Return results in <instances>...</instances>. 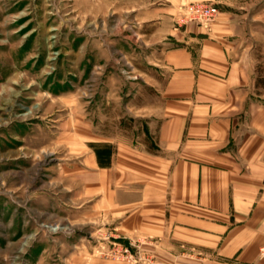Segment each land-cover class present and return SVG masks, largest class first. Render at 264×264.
I'll return each mask as SVG.
<instances>
[{"label": "crops", "instance_id": "obj_1", "mask_svg": "<svg viewBox=\"0 0 264 264\" xmlns=\"http://www.w3.org/2000/svg\"><path fill=\"white\" fill-rule=\"evenodd\" d=\"M190 2L218 6L208 28L184 20ZM127 12L128 101L117 109L124 91L106 82L65 125L67 221L98 243L65 264H129L101 255L106 231L156 264H264V0H129Z\"/></svg>", "mask_w": 264, "mask_h": 264}, {"label": "rangeland", "instance_id": "obj_2", "mask_svg": "<svg viewBox=\"0 0 264 264\" xmlns=\"http://www.w3.org/2000/svg\"><path fill=\"white\" fill-rule=\"evenodd\" d=\"M128 1L121 9L114 0H0V264H65L78 245L97 248L95 229L67 221L65 125L72 108H96L106 82L124 91L117 109L128 101L139 73L116 35L119 17L129 34ZM103 236L105 259L133 264L114 256V243L128 239ZM147 260L140 264H156Z\"/></svg>", "mask_w": 264, "mask_h": 264}, {"label": "built area", "instance_id": "obj_3", "mask_svg": "<svg viewBox=\"0 0 264 264\" xmlns=\"http://www.w3.org/2000/svg\"><path fill=\"white\" fill-rule=\"evenodd\" d=\"M184 10V20L196 22L201 26L208 28L210 24L215 20L219 14V8L216 4L209 2H197L187 3L182 5ZM115 247H118L114 252V256L117 259L128 260L133 264H140L141 261L147 260L146 254L141 252V245L138 243L128 241L127 245H119L114 243ZM136 248V250H134ZM259 256L264 259V244L259 249ZM154 257L149 255V262H153Z\"/></svg>", "mask_w": 264, "mask_h": 264}]
</instances>
